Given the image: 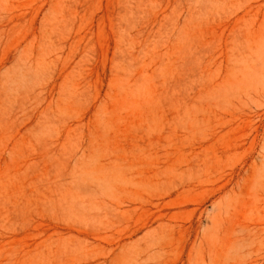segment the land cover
<instances>
[{
  "label": "rangeland",
  "instance_id": "1",
  "mask_svg": "<svg viewBox=\"0 0 264 264\" xmlns=\"http://www.w3.org/2000/svg\"><path fill=\"white\" fill-rule=\"evenodd\" d=\"M0 264H264V0H0Z\"/></svg>",
  "mask_w": 264,
  "mask_h": 264
},
{
  "label": "bare ground",
  "instance_id": "2",
  "mask_svg": "<svg viewBox=\"0 0 264 264\" xmlns=\"http://www.w3.org/2000/svg\"><path fill=\"white\" fill-rule=\"evenodd\" d=\"M250 232V231H249ZM255 232V231H254ZM254 235V234H253ZM256 235V234H255ZM246 239V238H245ZM248 240H250V239H248ZM248 240H246V242L248 241ZM241 242H243V240L241 241ZM250 242H251V240H250ZM244 243H245V240H244ZM252 243H253V241H252ZM239 245H237V247H238ZM234 248H235V246H234Z\"/></svg>",
  "mask_w": 264,
  "mask_h": 264
}]
</instances>
